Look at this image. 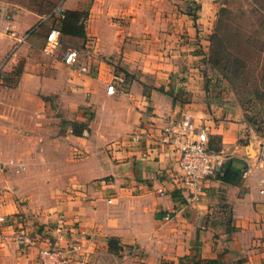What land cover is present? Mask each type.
<instances>
[{"label":"crops","instance_id":"obj_1","mask_svg":"<svg viewBox=\"0 0 264 264\" xmlns=\"http://www.w3.org/2000/svg\"><path fill=\"white\" fill-rule=\"evenodd\" d=\"M202 2L62 0L88 12L85 37L62 36L91 46L92 73L81 76L28 39L16 47L31 29L46 44L59 25L16 10L17 39L0 37V264L36 262L38 249L16 237L22 225L61 245L85 232L90 264H264V140L207 63L214 14ZM185 112L251 169L246 178H210L196 201L173 179L179 156L161 130ZM9 159L23 176L10 180Z\"/></svg>","mask_w":264,"mask_h":264},{"label":"built area","instance_id":"obj_2","mask_svg":"<svg viewBox=\"0 0 264 264\" xmlns=\"http://www.w3.org/2000/svg\"><path fill=\"white\" fill-rule=\"evenodd\" d=\"M13 7L0 5V37L14 36L17 39L12 28L17 9ZM60 17H64V9L61 4L43 18L45 20H51ZM62 36L60 27H53L47 35V42L43 48V52L55 56L62 47ZM29 37L30 31L17 39L15 43L16 47L29 39ZM91 52L90 45L84 47L82 50L68 48L62 57V61L77 76L89 75L92 73L91 66L88 64ZM116 92L117 79L114 78L107 85V93L115 94ZM262 139L264 140V133ZM128 141L138 146L142 143V137L140 135H133ZM121 143L117 144L120 145ZM161 144L172 148L178 153V169L173 174V179L182 183V187L191 192V198L194 201L199 200V196L203 191L204 182L220 172L227 160L222 150L211 147L207 129L198 125L192 115L187 112L182 113L181 119L176 124L161 130ZM150 150L152 151V149H149V153L151 152ZM147 154L148 151H146L145 156ZM10 164L17 173L22 172L25 168L23 164H15L13 160L10 161ZM250 172L251 169L249 167L245 168L242 175L243 179ZM159 193L166 195V190L160 188ZM259 194L264 199V176L259 179ZM165 218L170 220L171 215L167 214ZM58 229L60 230L61 228L58 227ZM24 230L25 228L22 225L18 233L15 234L21 244L27 240L26 246L38 249V258L34 264H90L91 262L87 255V235L83 231L76 233V239L74 238L61 245L51 241L47 235L40 234L41 236L36 235L34 237L28 235L27 237Z\"/></svg>","mask_w":264,"mask_h":264},{"label":"rangeland","instance_id":"obj_3","mask_svg":"<svg viewBox=\"0 0 264 264\" xmlns=\"http://www.w3.org/2000/svg\"><path fill=\"white\" fill-rule=\"evenodd\" d=\"M62 0H0V5H9L14 9L33 10L41 14L51 13ZM205 0H200V2ZM208 2V1H207ZM210 12L214 14L212 32V50L215 59L223 61L217 69H211L220 79L222 86L232 93L235 102L240 105L252 120L260 123V132L264 129V0H209ZM203 3V2H202ZM203 5L195 3L196 12ZM209 10V9H208ZM38 31L30 30L35 36ZM40 34V33H39ZM30 38L28 42L34 44L37 55L42 53L44 42ZM43 36V35H41ZM40 40V39H38ZM67 40L62 41V47L56 53L62 59L68 48L73 46ZM210 49V46H209ZM117 83L120 84L119 80ZM5 164L3 169L14 176H23L24 170L18 174ZM4 163V162H3ZM2 165V162H0Z\"/></svg>","mask_w":264,"mask_h":264},{"label":"trees","instance_id":"obj_4","mask_svg":"<svg viewBox=\"0 0 264 264\" xmlns=\"http://www.w3.org/2000/svg\"><path fill=\"white\" fill-rule=\"evenodd\" d=\"M88 17V12L86 10H67L64 11V17L63 18H55L52 19L55 21V23H58L62 35L63 36H77V37H85L86 31H85V21ZM213 36H210V40L212 42ZM212 44H210V49L206 52V60L207 63L210 65V68L217 69L219 68V65L223 64V61H221L219 58L218 60L213 58L214 54L212 50ZM10 83H8L9 85ZM244 119L247 122V124L254 129L256 132L260 133L263 136V133L260 132V123L257 119L252 120L250 119L249 115L244 112ZM74 133L80 134L79 126H74ZM211 141V140H210ZM211 144V143H210ZM212 148H215L211 145ZM217 149V148H215ZM237 163H240V161L236 158L228 159L224 163L222 170L218 172L214 177L217 180H220L227 184H238L242 179L243 175V169L241 167L237 166Z\"/></svg>","mask_w":264,"mask_h":264}]
</instances>
